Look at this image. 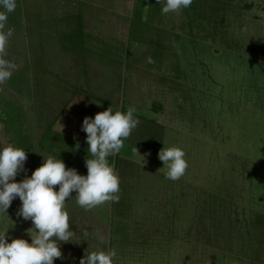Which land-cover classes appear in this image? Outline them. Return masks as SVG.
I'll return each mask as SVG.
<instances>
[{"label":"rangeland","instance_id":"obj_1","mask_svg":"<svg viewBox=\"0 0 264 264\" xmlns=\"http://www.w3.org/2000/svg\"><path fill=\"white\" fill-rule=\"evenodd\" d=\"M165 2L16 0L8 14L0 150L26 151L15 182L50 156L87 175L85 117L134 107L140 121L109 157L119 201L86 211L73 192L74 236L53 264L111 249L114 264H264V0L166 15ZM173 146L189 165L177 181L158 156ZM21 206L0 213L8 243H31Z\"/></svg>","mask_w":264,"mask_h":264},{"label":"clouds","instance_id":"obj_2","mask_svg":"<svg viewBox=\"0 0 264 264\" xmlns=\"http://www.w3.org/2000/svg\"><path fill=\"white\" fill-rule=\"evenodd\" d=\"M160 0H157L159 3ZM193 0H166L162 14H180L189 8ZM0 85L8 81L17 65L5 59L7 45L13 32L6 29L8 14L16 8V0H0ZM149 63H154L151 57ZM136 109L130 107L126 113L113 112L109 107L99 112L94 119L85 117L82 130L87 133L89 145L86 159L87 175H79L76 169L66 168L61 159L48 157L32 173L30 178L15 182V177L24 170L26 151L8 144L0 150V213H6L12 201L19 197L22 206L18 215L31 220L33 228L27 230L31 243L25 239L7 242L6 232L0 233V264H53L62 258L61 242L72 241L66 201L76 192L77 204L86 211L106 202H118L120 180L109 157L121 152L124 141L139 124L134 117ZM79 145L77 144V149ZM138 152L137 148L134 149ZM185 152L176 146L162 148L159 159L163 162L166 179L177 181L189 167ZM90 157V158H89ZM56 186L59 190L56 191ZM103 242V238H101ZM115 249L91 252L80 260V264H114Z\"/></svg>","mask_w":264,"mask_h":264}]
</instances>
